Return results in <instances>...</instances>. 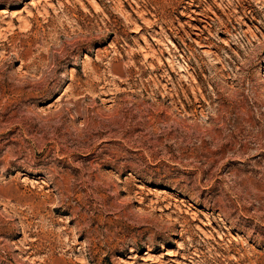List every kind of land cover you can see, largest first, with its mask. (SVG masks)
Wrapping results in <instances>:
<instances>
[{
    "label": "rangeland",
    "instance_id": "374dc122",
    "mask_svg": "<svg viewBox=\"0 0 264 264\" xmlns=\"http://www.w3.org/2000/svg\"><path fill=\"white\" fill-rule=\"evenodd\" d=\"M0 264H264V0H0Z\"/></svg>",
    "mask_w": 264,
    "mask_h": 264
},
{
    "label": "bare ground",
    "instance_id": "6f19581e",
    "mask_svg": "<svg viewBox=\"0 0 264 264\" xmlns=\"http://www.w3.org/2000/svg\"><path fill=\"white\" fill-rule=\"evenodd\" d=\"M171 45V44H170Z\"/></svg>",
    "mask_w": 264,
    "mask_h": 264
}]
</instances>
